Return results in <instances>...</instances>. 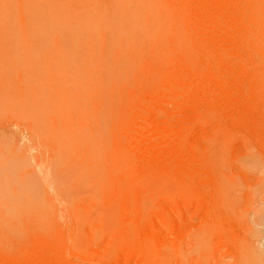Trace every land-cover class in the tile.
<instances>
[{
	"label": "rangeland",
	"instance_id": "rangeland-1",
	"mask_svg": "<svg viewBox=\"0 0 264 264\" xmlns=\"http://www.w3.org/2000/svg\"><path fill=\"white\" fill-rule=\"evenodd\" d=\"M0 264H264V0H0Z\"/></svg>",
	"mask_w": 264,
	"mask_h": 264
},
{
	"label": "bare ground",
	"instance_id": "bare-ground-1",
	"mask_svg": "<svg viewBox=\"0 0 264 264\" xmlns=\"http://www.w3.org/2000/svg\"><path fill=\"white\" fill-rule=\"evenodd\" d=\"M124 1H125V0H124ZM54 2H55V1H54ZM54 2H53V3H54ZM116 3H117V2H116ZM132 3H133V2H132ZM129 4H130V3H129ZM47 5H48V4H47ZM49 6H50V5H49ZM49 6H48V7H49ZM55 6H56V5H55ZM49 8H50V7H49ZM130 8H131V4H130ZM56 9H57V8H56ZM54 12H55V11H54ZM50 15H51V14H50ZM72 18H73V17H72ZM67 19H68V18H67ZM91 19H93V18H91ZM52 22H53V21H52ZM56 22H57V21H56ZM52 26H53V25H52Z\"/></svg>",
	"mask_w": 264,
	"mask_h": 264
}]
</instances>
